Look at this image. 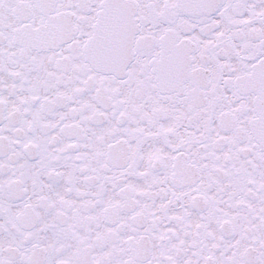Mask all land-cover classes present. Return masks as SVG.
Segmentation results:
<instances>
[{"label": "snow or ice", "instance_id": "obj_1", "mask_svg": "<svg viewBox=\"0 0 264 264\" xmlns=\"http://www.w3.org/2000/svg\"><path fill=\"white\" fill-rule=\"evenodd\" d=\"M0 264H264V0H0Z\"/></svg>", "mask_w": 264, "mask_h": 264}]
</instances>
